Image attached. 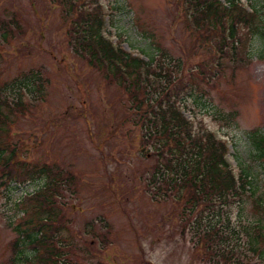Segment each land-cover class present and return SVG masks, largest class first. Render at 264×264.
<instances>
[{"label": "rangeland", "instance_id": "374dc122", "mask_svg": "<svg viewBox=\"0 0 264 264\" xmlns=\"http://www.w3.org/2000/svg\"><path fill=\"white\" fill-rule=\"evenodd\" d=\"M238 1L255 9L260 23L264 20V0ZM83 4L89 11L100 4L108 15L106 36L113 42L121 39L126 51L145 61L155 54L151 42L158 43L167 59L178 61L180 86L201 81L200 70L208 76V95L204 103L197 102L192 124L225 140L234 171L246 170L255 184L249 196L232 207L231 226L261 222L264 229V167L249 140L253 131H264L261 41H249L245 62L226 59L216 66L212 44L198 35L216 40L194 31L184 19L182 0H76L78 11ZM65 12L55 0H0V26L18 23L6 41L0 39V95L14 101L15 91L6 84L23 73L38 71L44 80L42 98L23 97L27 109L10 115L9 134L2 140L16 144L17 163L26 162V168L48 165L59 176L48 201L59 219L46 230L71 244L69 260L76 264H245L241 255L240 261L208 262L194 247L188 222L183 224L182 204L152 200L144 189L143 177L154 160L145 157L127 96L72 51L67 34L71 13ZM243 31L239 27V33ZM184 100L191 104L189 96ZM46 181L33 177L8 184L0 179V264H14L20 249L15 240L37 218L34 202L22 201L40 192ZM22 250L30 258V248Z\"/></svg>", "mask_w": 264, "mask_h": 264}, {"label": "trees", "instance_id": "16d2710c", "mask_svg": "<svg viewBox=\"0 0 264 264\" xmlns=\"http://www.w3.org/2000/svg\"><path fill=\"white\" fill-rule=\"evenodd\" d=\"M55 1L62 4L66 15L71 13L67 34L72 51L87 59L88 65L103 71L105 78L111 84L122 87L127 96L129 111L135 125L139 126L141 147L147 150L145 157L150 156L154 160L150 171L143 177L144 189L152 200L170 199L182 204L183 224H189L187 230L194 234V247L203 251L208 262L217 258L225 262L235 257L240 261L241 255L245 264H264L262 223L231 226L232 207L240 204L255 187L250 174L246 170L234 171L228 161L229 149L225 140L192 124L196 118L197 102L208 95V76L200 70L201 81L182 87L178 61L167 59L158 43L151 42L155 54L145 61L124 50L121 39L113 42L106 36L107 16L100 4L91 11L83 4L78 11L76 0ZM182 2L184 19L194 31L207 32L216 40L214 43L204 35H198L201 40L212 44L216 66L226 59L233 63L245 62L250 58L249 41L254 37L261 41L258 58L264 61V20L259 22L255 9L243 7L238 0ZM12 26L18 28V23L11 20L0 26L2 41L9 38ZM239 27L244 29L242 33H239ZM43 81L38 71L23 73L6 84L13 89V93L15 91L14 101L10 102L0 95V179L4 178L8 184L23 183L33 177L47 180L40 192L26 196L22 201L34 202L32 211L37 218L30 228L20 232L19 240H15L20 249L13 263L76 264L69 260L71 244H65L61 237L54 238L46 230L53 219H59L53 209H48L49 198L55 195L58 187L59 176L54 173L55 169L48 165L26 168V162L17 163L19 154L16 144L2 140L9 134L10 115L22 114L27 109L28 103H24L23 97L42 98ZM188 96L191 99L189 105L184 100ZM249 140L260 166L264 167V131H253ZM254 203L259 208L257 202ZM192 215L193 219L188 218ZM261 215L264 220V213ZM216 217L217 222L210 221L216 220ZM24 248H30V258L23 255ZM244 248L251 258L242 251ZM253 257L257 261L252 263Z\"/></svg>", "mask_w": 264, "mask_h": 264}]
</instances>
